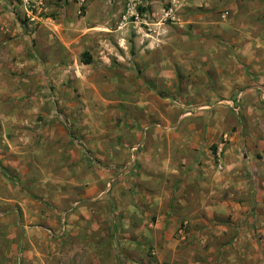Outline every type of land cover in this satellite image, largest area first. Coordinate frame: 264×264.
Instances as JSON below:
<instances>
[{
    "label": "rangeland",
    "instance_id": "obj_1",
    "mask_svg": "<svg viewBox=\"0 0 264 264\" xmlns=\"http://www.w3.org/2000/svg\"><path fill=\"white\" fill-rule=\"evenodd\" d=\"M40 1L31 21L0 0V37H28L12 29L0 55V264H108L95 246L117 264H264L263 205L174 220L144 196L164 181L143 178L204 193L256 179L236 171L244 118L223 101L256 83L244 61L264 49V0ZM217 107L229 127L212 139Z\"/></svg>",
    "mask_w": 264,
    "mask_h": 264
},
{
    "label": "crops",
    "instance_id": "obj_2",
    "mask_svg": "<svg viewBox=\"0 0 264 264\" xmlns=\"http://www.w3.org/2000/svg\"><path fill=\"white\" fill-rule=\"evenodd\" d=\"M258 3L259 2L257 0V4ZM261 10V12H263L264 7H262ZM255 26V33L252 34V36L256 37L262 32L263 25L261 24L260 26H258L257 24H255ZM12 29L14 31L13 36L15 37V39L12 40H16L17 43H20L22 46H26V40L28 37L24 33H22L23 28L18 26L16 28L13 27ZM12 29L9 28L8 30L11 32ZM10 32L8 35L3 34L2 37H0V55L4 57H6L7 55V45H10V43L12 42L8 37L11 36ZM33 36L34 34H32L31 37L34 38ZM4 46H6V48ZM259 46L260 44L256 43L255 54L248 57V59H245L244 61L245 65L250 66V72L253 74H250V77L256 79V83H252L251 81V84H253V86H248L249 84H247L246 81L248 75H246V71L244 70L245 74H240L242 75L240 80L235 81L234 84L235 86H237V88H240L241 86L248 87H244V89L237 91L232 101H223L227 105H230L233 110L235 109V105L239 104V108H242L241 114L244 118L243 129L246 138L243 146L245 148H248V152H246V154L240 152V155L238 157L240 158V161L238 162L240 167H238L236 171H238V173L247 171L252 172V174H255L253 172H257L256 179L248 180L243 179L242 176H239L238 180H236L235 182V179L231 180L230 174L225 173L226 176L223 177L222 185H218L216 189L212 184L206 189V192L204 193L202 191H198L199 187L197 182L186 180V178L191 177L184 176L183 179L186 181L180 184H173V186H166L167 180L170 176L168 175L167 171H162V175L157 173L158 178H155L153 176L156 175V173H153V175L150 174L149 180L147 177L143 176V178L147 181H150L154 187L155 185L152 183V181L156 179L158 181H161L160 183L164 181V185L158 186V191L156 193L150 194L149 192H147L145 195L142 193V196L144 195L145 198L149 200V203L153 204L154 207H158V209L164 210V214L171 213V218L174 220H180L182 215L191 217L194 213V210H201V207L203 208V212H201L202 214L210 213V216L213 217L216 212L215 210L219 211L218 207H226L230 209V206H234V201L238 200L242 202V205L247 206L248 203L251 204V202L253 201L254 204L258 205L260 209L262 205L264 207V107L258 104L259 102L261 104H264V49H262V44V47ZM24 52L25 51L23 49L21 53L22 57L25 55ZM222 69H225V67H222ZM257 92L259 93V96H255V98L259 100L258 102L253 101V99L250 101L246 100V97H251ZM238 95H241V97L237 103ZM219 103L221 104L222 102ZM216 112L217 113L215 117L210 119L207 128L208 136L212 139L220 131L226 132L227 128L229 127L227 121H225L223 113L226 112L225 108L222 109L220 107H217ZM233 135L235 136L236 134ZM228 152L233 155V147H230ZM253 154L256 155V160L254 161L250 158ZM244 157L248 160L246 161V163H243ZM228 160H231V157H228ZM225 164L229 166L232 164L230 162L227 163L226 156ZM191 179L194 180V177H192ZM232 186L235 189L237 187L238 188L235 190L232 189ZM219 190H221V192H218ZM199 198H201L202 200L199 201ZM196 203H200V205H197ZM202 214H200L199 216H201ZM91 249L92 250L89 253H92L94 255L103 253L107 255L108 253L109 255L104 257L105 261L108 262V264H117V251L115 249L109 250L106 247L102 248L97 246L92 247ZM104 249H106L107 252L104 251ZM92 259L93 263L95 262V264H98L100 261V257L98 256H95Z\"/></svg>",
    "mask_w": 264,
    "mask_h": 264
},
{
    "label": "built area",
    "instance_id": "obj_3",
    "mask_svg": "<svg viewBox=\"0 0 264 264\" xmlns=\"http://www.w3.org/2000/svg\"><path fill=\"white\" fill-rule=\"evenodd\" d=\"M22 1L24 6H25V12H26V17L27 19L33 21L36 16H34V9L38 10L39 6L42 5V1L40 0H19ZM130 11V9H129ZM241 95H238L237 97V103L240 100ZM236 110V109H234Z\"/></svg>",
    "mask_w": 264,
    "mask_h": 264
},
{
    "label": "trees",
    "instance_id": "obj_4",
    "mask_svg": "<svg viewBox=\"0 0 264 264\" xmlns=\"http://www.w3.org/2000/svg\"><path fill=\"white\" fill-rule=\"evenodd\" d=\"M91 62L90 55L88 53L81 54V63L88 65Z\"/></svg>",
    "mask_w": 264,
    "mask_h": 264
}]
</instances>
